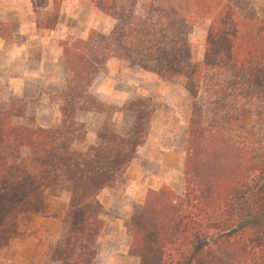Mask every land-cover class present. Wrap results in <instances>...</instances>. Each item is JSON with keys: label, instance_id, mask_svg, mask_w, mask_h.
<instances>
[{"label": "trees", "instance_id": "trees-1", "mask_svg": "<svg viewBox=\"0 0 264 264\" xmlns=\"http://www.w3.org/2000/svg\"><path fill=\"white\" fill-rule=\"evenodd\" d=\"M62 2L40 28L54 29ZM93 3L115 25L60 41L65 81L50 96L59 122L38 124L18 99L0 103V254L24 236V219L41 216L64 233L36 264H94L100 195L138 158L159 109L153 94L118 106L92 91L117 59L182 87L191 102L185 192L148 191L126 223L129 254L140 264H264V0ZM200 21H209L201 60L192 41ZM83 112L106 114L94 144H85ZM60 187L70 199L52 212Z\"/></svg>", "mask_w": 264, "mask_h": 264}, {"label": "rangeland", "instance_id": "rangeland-1", "mask_svg": "<svg viewBox=\"0 0 264 264\" xmlns=\"http://www.w3.org/2000/svg\"><path fill=\"white\" fill-rule=\"evenodd\" d=\"M0 9V37L4 40V51L0 50V103L18 99L20 107L26 108L38 124L50 126L59 122L60 114L50 96L64 86V64L62 60L48 63L46 50L55 48L60 41L73 43L87 37L92 30L110 33L114 19L100 11L93 0H63L53 30L39 27L45 20L54 24L53 18L48 20L52 0H1ZM11 9L19 10V15ZM208 26L209 21H200L192 35L199 60L203 59ZM92 91L118 106H124L134 95L153 94L158 101L159 109L138 158L119 179L116 189L100 195L105 224L94 264H140L138 258L129 254L131 237L126 223L149 190L168 186L178 194L185 192L184 161L191 102L182 87L166 84L155 74L117 59L109 61ZM78 120L84 126L85 144H94L106 114L83 112ZM113 120L127 128L123 115H115ZM50 199L52 212H58L68 204L70 194L66 187H60L51 192ZM21 229L24 236L0 254V264H36L35 254H47L64 233L61 224L41 216L24 219Z\"/></svg>", "mask_w": 264, "mask_h": 264}, {"label": "crops", "instance_id": "crops-1", "mask_svg": "<svg viewBox=\"0 0 264 264\" xmlns=\"http://www.w3.org/2000/svg\"><path fill=\"white\" fill-rule=\"evenodd\" d=\"M4 1H10V0H4ZM7 9L8 8H4V10H7ZM1 10H3V9H0V11ZM52 11H54V0H52V9L49 10V12H52ZM11 12H14L16 15H19L18 14L19 10H17V9H11ZM87 37L84 36L83 39H85ZM0 50L4 51V40L1 37H0ZM13 53L15 55H17L15 50ZM45 54H46V58H47L46 61H48V63L60 62L61 60L63 61V48L60 46V42H59V45L55 46V48H51L50 50H46Z\"/></svg>", "mask_w": 264, "mask_h": 264}]
</instances>
